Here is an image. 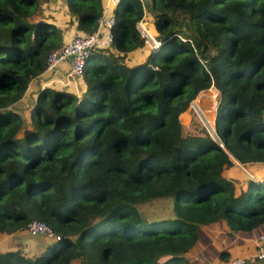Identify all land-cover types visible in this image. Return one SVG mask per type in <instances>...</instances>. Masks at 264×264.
I'll return each instance as SVG.
<instances>
[{
	"label": "trees",
	"instance_id": "trees-1",
	"mask_svg": "<svg viewBox=\"0 0 264 264\" xmlns=\"http://www.w3.org/2000/svg\"><path fill=\"white\" fill-rule=\"evenodd\" d=\"M41 3L64 5L81 34L103 0H0V233L37 219L59 235L35 256L0 251V264H194L205 226L259 233L264 173L236 167L264 166V0H118L112 42L90 51L78 90L40 87L25 125L12 105L62 43ZM210 86L225 149L190 107ZM160 197L170 216L137 210Z\"/></svg>",
	"mask_w": 264,
	"mask_h": 264
},
{
	"label": "crops",
	"instance_id": "crops-1",
	"mask_svg": "<svg viewBox=\"0 0 264 264\" xmlns=\"http://www.w3.org/2000/svg\"><path fill=\"white\" fill-rule=\"evenodd\" d=\"M59 5L53 8H58ZM50 7L52 8V6ZM59 7H62L64 9V12L66 13L64 5ZM49 19L62 28V34H63L62 42L67 40L71 36L80 33L75 29L74 22L68 23L67 22L68 20L65 21L64 19L57 21L52 17H50ZM67 71H68V64L66 61L62 62L58 66V68H55L50 72L43 70L42 73H40L36 78L32 79L29 82L27 89L24 91V94L21 97V99L24 98V96L28 95L27 94L28 90L37 91V89L42 86L57 85L56 83H54L53 85L50 84V82L56 80H60L61 82H63V84H65V82H72V83L77 82L78 83L77 87H79L81 83L79 82L78 78L76 77L74 78V80L68 79L66 77ZM211 87L213 86H210L209 88H207V90L210 89ZM70 90H74V89L70 88ZM218 100L215 102H218ZM255 166H257L256 167L257 170L249 169L251 173L248 172V170H246V173L243 171V174H245L246 177L247 174L248 175L252 174L254 176H262L264 173V166L262 165L261 167L259 165H255ZM223 174L235 178H237V175H240L238 172H236L234 166H230L226 168L223 171ZM238 178H240V176ZM243 181L244 180H242L241 182L239 179V184L241 182L240 185L242 187L244 186ZM202 229H203V237L192 247V249L188 253V258L192 262H194V264H228V260L235 256L244 258L243 264H264V257L260 259L255 257L254 239L257 236L258 231L252 232L244 236L236 233H231L228 231L227 226L222 220L212 225L205 226ZM9 236H13L14 239L17 237L18 242L25 241L26 248H29L30 250L29 252H33L34 254H38L39 252H41L48 243V239L44 235L30 234L25 229L11 233L1 232L0 251L18 249V248L8 247L7 245L8 243L6 242V239ZM222 250H226L228 251V253H223L222 258H219L220 251Z\"/></svg>",
	"mask_w": 264,
	"mask_h": 264
},
{
	"label": "built area",
	"instance_id": "built-area-1",
	"mask_svg": "<svg viewBox=\"0 0 264 264\" xmlns=\"http://www.w3.org/2000/svg\"><path fill=\"white\" fill-rule=\"evenodd\" d=\"M118 0H103L101 13L97 18L96 28L89 33L75 34L63 41L61 45L49 52L47 56V63L44 68L45 71L50 72L66 61L68 64V71L66 77L68 79L80 76L86 64L87 57L90 51L98 48H104L112 42V27L114 25L113 9ZM143 21H137L136 27L143 37L144 42L149 47H154L158 43L147 31ZM206 128L209 135L217 142V144L225 149L221 139L215 134L212 124H208ZM25 230L30 234H42L47 239H58L59 235L55 234L51 228L43 221L31 219L27 222ZM255 257H264V225L254 239ZM244 259L235 256L230 259L228 264H243Z\"/></svg>",
	"mask_w": 264,
	"mask_h": 264
},
{
	"label": "rangeland",
	"instance_id": "rangeland-1",
	"mask_svg": "<svg viewBox=\"0 0 264 264\" xmlns=\"http://www.w3.org/2000/svg\"><path fill=\"white\" fill-rule=\"evenodd\" d=\"M51 6H52V8L50 6H48V4L46 5L44 3H41V5L39 7V14H41L42 16L47 15L48 20H50L49 19L50 17H52L53 19H55L57 21H60L62 19L67 21L70 19L69 13L68 12L65 13L64 9L62 7L53 8V7L57 6L56 3L54 5H51ZM143 23L145 25L146 22L143 21ZM61 30H62V28H61ZM62 38H63V34H62ZM148 50H150V49H148ZM146 53H147V48L135 49L134 51L127 53L126 59L130 61V60H133L134 58H137V57L138 58H144ZM54 83L57 84V85L52 86L55 88L61 87V88H68L67 90H70V88L74 89V90H78V87H77L78 83L77 82H75V83L65 82V84H63V82H61L60 80L50 82V84H52V85ZM36 92L37 91H35V90H28V92H27L28 95L24 96V98H22V99L20 98V100L18 101L20 103L17 102V103L12 105L14 108H17L18 111L20 112L22 119L24 120L25 125L29 121L28 120L29 109L32 105V101L35 98ZM216 93H215L214 89H208V90L206 89V91L202 90L190 102L191 109L197 114L198 119H199L200 123L202 124V126H204L205 130H206V128H209L208 124H213V118H214L213 116H214V111H215L214 110V104H216L217 102L214 103L211 100V98L213 96L215 98V100L217 101L218 95ZM178 117L181 120V122L185 125L190 121V120L188 121V119L186 118L187 116L185 114H183V112L180 113ZM252 167H254V166H252ZM236 169H237V171H244L246 173V169L242 165H239V166L237 165ZM253 170H257V168L254 167ZM248 177H250V176H248ZM242 178H243V176H242ZM240 180L242 182L243 179H240ZM136 208L141 215L147 217L148 219L163 218V217L170 216L172 214L171 213V200H170V198H166V197L165 198H163V197L154 198V199H150V200L138 203L136 205ZM6 242L8 243L7 244L8 247L18 248L22 252H24L27 256L28 255L29 256H35L36 255L33 252H29L30 250H29V248H26L25 241L18 242L17 237L14 239L13 236H9L6 239ZM72 264H78V263H77V261H74Z\"/></svg>",
	"mask_w": 264,
	"mask_h": 264
},
{
	"label": "bare ground",
	"instance_id": "bare-ground-1",
	"mask_svg": "<svg viewBox=\"0 0 264 264\" xmlns=\"http://www.w3.org/2000/svg\"><path fill=\"white\" fill-rule=\"evenodd\" d=\"M144 25V24H143ZM147 31L149 32V33H152V29H147ZM211 88H214V87H211ZM214 90H216L215 88H214ZM184 114V113H183Z\"/></svg>",
	"mask_w": 264,
	"mask_h": 264
},
{
	"label": "water",
	"instance_id": "water-1",
	"mask_svg": "<svg viewBox=\"0 0 264 264\" xmlns=\"http://www.w3.org/2000/svg\"><path fill=\"white\" fill-rule=\"evenodd\" d=\"M230 157H231V155H230ZM231 158H233V157H231ZM249 176H252V175H249Z\"/></svg>",
	"mask_w": 264,
	"mask_h": 264
},
{
	"label": "clouds",
	"instance_id": "clouds-1",
	"mask_svg": "<svg viewBox=\"0 0 264 264\" xmlns=\"http://www.w3.org/2000/svg\"><path fill=\"white\" fill-rule=\"evenodd\" d=\"M156 42V41H155ZM157 43V42H156ZM215 105V104H214Z\"/></svg>",
	"mask_w": 264,
	"mask_h": 264
}]
</instances>
